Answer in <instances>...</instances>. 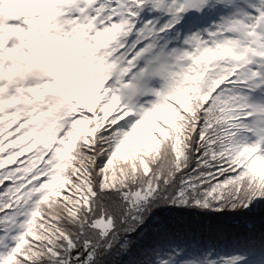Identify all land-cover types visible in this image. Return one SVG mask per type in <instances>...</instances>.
I'll use <instances>...</instances> for the list:
<instances>
[{
  "label": "snow or ice",
  "instance_id": "1",
  "mask_svg": "<svg viewBox=\"0 0 264 264\" xmlns=\"http://www.w3.org/2000/svg\"><path fill=\"white\" fill-rule=\"evenodd\" d=\"M264 0H0V264H264Z\"/></svg>",
  "mask_w": 264,
  "mask_h": 264
},
{
  "label": "trees",
  "instance_id": "2",
  "mask_svg": "<svg viewBox=\"0 0 264 264\" xmlns=\"http://www.w3.org/2000/svg\"><path fill=\"white\" fill-rule=\"evenodd\" d=\"M262 217H264V210H257L253 216V219L257 224H259Z\"/></svg>",
  "mask_w": 264,
  "mask_h": 264
}]
</instances>
